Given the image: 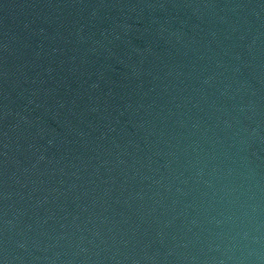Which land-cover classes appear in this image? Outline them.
Wrapping results in <instances>:
<instances>
[{
    "label": "water",
    "instance_id": "water-1",
    "mask_svg": "<svg viewBox=\"0 0 264 264\" xmlns=\"http://www.w3.org/2000/svg\"><path fill=\"white\" fill-rule=\"evenodd\" d=\"M0 264H264V0H0Z\"/></svg>",
    "mask_w": 264,
    "mask_h": 264
}]
</instances>
